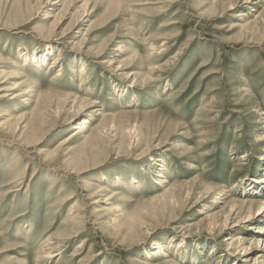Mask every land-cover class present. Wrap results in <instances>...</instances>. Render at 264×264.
Masks as SVG:
<instances>
[{
    "label": "rangeland",
    "instance_id": "374dc122",
    "mask_svg": "<svg viewBox=\"0 0 264 264\" xmlns=\"http://www.w3.org/2000/svg\"><path fill=\"white\" fill-rule=\"evenodd\" d=\"M247 1L0 0V264H263Z\"/></svg>",
    "mask_w": 264,
    "mask_h": 264
},
{
    "label": "bare ground",
    "instance_id": "6f19581e",
    "mask_svg": "<svg viewBox=\"0 0 264 264\" xmlns=\"http://www.w3.org/2000/svg\"><path fill=\"white\" fill-rule=\"evenodd\" d=\"M251 0H248L247 2H250ZM47 3L49 4V3H52V0H47ZM57 3V2H56ZM52 4H54V3H52ZM47 7V6H46ZM82 47V46H81ZM56 61V60H55ZM112 65V64H111ZM53 66V65H52ZM57 66V65H56ZM160 178H163V177H160ZM159 179V178H158ZM160 180V179H159ZM162 180V179H161ZM164 180V179H163ZM261 183H264V178L263 179H261V180H259ZM211 186V185H210ZM193 187H195V186H193ZM213 187V186H212ZM212 187H209V189H213ZM251 203V202H250ZM264 210V201L261 203V206L259 207V209H257V213L259 214V213H262V211ZM264 212V211H263ZM247 213V212H246ZM232 214V215H231ZM239 214V211H238V208H236V206L235 207H233L232 208V210L230 211V217L227 219V221H225V224H223L225 227L227 226V225H233V227H235V226H237V225H240V223H243V222H247V221H249L250 219H251V217L254 215V212H252V211H250V212H248L245 216H239L238 215ZM263 218H264V215L262 216ZM261 217V218H262ZM237 219V220H236ZM229 223V224H228ZM223 226V227H224ZM257 232L258 233H262V234H264V228L262 227V228H259V229H257ZM260 237L256 240V244H257V246L256 247H260V248H263V251H262V253H259V255H258V259L259 258H261L262 259V263L264 264V235H259ZM229 239V238H228ZM245 239L246 238H243V237H241V236H239V237H236V238H234V240H239V242L240 243H243L244 241H245ZM250 246H252V244H254V240H252L251 242H250ZM242 246V247H241ZM241 246H238V248H237V251L238 252H240L241 254H243V255H245V254H247L246 253V251L247 250H250L251 248H247V247H244L243 246V244H241ZM81 247H83V244L82 245H80V248L79 249H81ZM237 253V252H236ZM256 258V259H257Z\"/></svg>",
    "mask_w": 264,
    "mask_h": 264
}]
</instances>
